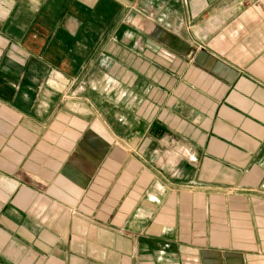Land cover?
I'll use <instances>...</instances> for the list:
<instances>
[{
    "label": "crops",
    "instance_id": "1",
    "mask_svg": "<svg viewBox=\"0 0 264 264\" xmlns=\"http://www.w3.org/2000/svg\"><path fill=\"white\" fill-rule=\"evenodd\" d=\"M0 264H264V0H0Z\"/></svg>",
    "mask_w": 264,
    "mask_h": 264
}]
</instances>
